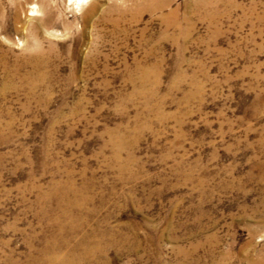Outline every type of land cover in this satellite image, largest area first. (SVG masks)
<instances>
[{
    "label": "rangeland",
    "instance_id": "374dc122",
    "mask_svg": "<svg viewBox=\"0 0 264 264\" xmlns=\"http://www.w3.org/2000/svg\"><path fill=\"white\" fill-rule=\"evenodd\" d=\"M77 2L0 0V264H264V0Z\"/></svg>",
    "mask_w": 264,
    "mask_h": 264
},
{
    "label": "bare ground",
    "instance_id": "6f19581e",
    "mask_svg": "<svg viewBox=\"0 0 264 264\" xmlns=\"http://www.w3.org/2000/svg\"><path fill=\"white\" fill-rule=\"evenodd\" d=\"M146 1V0H145ZM85 2H86V0H78V5H81V4H85ZM137 3V2H136ZM139 3V2H138ZM149 4V3H148ZM157 4V3H156ZM143 5V4H142ZM142 5H141V7H142ZM146 7V6H145ZM149 7H151V9H154V8H157V7H155L154 6V4L152 3V0H150V6ZM159 7V6H158ZM139 9H141V8H139ZM147 9H148V7H147ZM87 17V16H86ZM103 18V17H102ZM104 18H106V17H104ZM165 19V18H164ZM43 54V53H42ZM41 54V56H40V58H43L44 57V54L42 55ZM43 61V60H42ZM42 63V62H41ZM40 63V64H41ZM43 65V64H42ZM40 67V66H39ZM148 74V73H147ZM145 76V75H144Z\"/></svg>",
    "mask_w": 264,
    "mask_h": 264
}]
</instances>
